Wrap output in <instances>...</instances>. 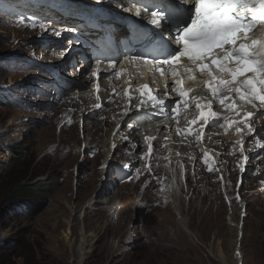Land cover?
<instances>
[{"label":"rangeland","instance_id":"1","mask_svg":"<svg viewBox=\"0 0 264 264\" xmlns=\"http://www.w3.org/2000/svg\"><path fill=\"white\" fill-rule=\"evenodd\" d=\"M8 20L0 21V57L6 55L9 58L7 65H10L11 61L33 54L29 45L39 31L13 23L5 26ZM62 41L65 43V38ZM35 50L39 52L37 48ZM44 51L41 49L40 55L49 58L52 51L47 56ZM54 53H58L59 57V51ZM91 69H82L80 78L85 79L84 87L90 88L91 79L94 80L92 77L86 80ZM68 73L66 75L72 78ZM40 74L37 64L28 71L3 70L0 72V86L7 84L10 88L14 81H24L26 86L31 79L37 80ZM12 90L17 94L10 98L11 104L20 94L17 89ZM71 91L63 95L64 99L71 98ZM28 100L31 103L39 101ZM68 105L59 101L47 112L36 107L22 111L0 108V264H76L75 246L81 237L80 230L95 238L82 264H234V253L239 252L241 260L238 264H264V185L260 187L257 180L264 176V161L258 151L263 148L250 149L252 146L249 145L245 149L246 160L239 169L241 173L237 170L239 163L231 162L228 167L231 187L241 190L242 203L231 197L229 200L233 208L229 209L223 197L216 196L211 199L212 202H207L206 198L209 199L210 195H204L206 198L194 195L192 199L183 195L186 196V208L180 212L185 214L187 225L180 230L175 219L178 214L173 209H165L167 201L161 198L157 185L155 198L147 203V212L140 213L143 212L144 196H136L133 183L129 187L123 185H128L131 179L129 170L142 177L143 166L140 167L132 159L135 155L122 153L117 161L110 162L103 169L98 157H101L99 145H94L98 149L96 152L89 151L91 146L82 145L86 139V135H82L87 133L80 123L83 120L77 115L71 118L70 113L67 116L63 115V111L61 113ZM40 111L44 114L39 115ZM105 111L107 108L101 113ZM61 121L65 122L60 124ZM15 145L22 148L20 152ZM187 152L190 153L189 148ZM229 155L237 159L241 156L233 151ZM120 165L123 166L118 169ZM145 172L148 174L146 169ZM241 174L242 178L237 179ZM204 178L208 182L215 181L206 171ZM196 179L188 173L187 187H180L179 191L193 194ZM235 180H239L237 186ZM219 186L204 189L208 188L210 194L221 193ZM25 188L23 191H32L33 199L6 198L11 193L20 194ZM124 189L129 192L125 193ZM258 190L262 193H256ZM114 196L119 197L115 207H104L102 201L107 198L105 201L110 202ZM92 198L99 200L97 205L102 209H84L86 201ZM208 203L209 206H216L203 211ZM8 204H14L10 211H7ZM28 207L30 211L26 215H31L27 218L22 214ZM81 208L84 214L79 218L78 210ZM132 209L136 216L132 215ZM198 209L203 212L199 213ZM137 216L144 223L141 231L136 232L138 235L134 239L130 234L125 238L123 230L126 222L137 219ZM230 227L233 230L238 227L239 241L236 242L237 236ZM141 235H145V240Z\"/></svg>","mask_w":264,"mask_h":264},{"label":"bare ground","instance_id":"2","mask_svg":"<svg viewBox=\"0 0 264 264\" xmlns=\"http://www.w3.org/2000/svg\"><path fill=\"white\" fill-rule=\"evenodd\" d=\"M8 1L12 3L11 0ZM48 1L56 4L55 6L59 12L58 4L55 3V1ZM70 1L75 7H78L79 4L89 5L88 7H85V13L83 15L80 13V11L77 12V14L81 15V19L76 21L75 25H77V28L82 31L81 34L75 27H73V29L70 31L72 36V39L70 41L74 42L76 45L73 43L69 44L71 45L69 49L70 51L76 50L77 52H80V58H78L77 65L80 67L77 68L76 66L72 68L68 73L70 77H74L75 75L81 76L83 67H87L84 64L83 59L87 52L85 48H87L88 46V40L91 41L90 48L93 50V53L98 52L97 45L100 42H104V34L101 32L96 33V31L99 29V26L104 29L108 28L111 25L110 19L101 21L99 23V26L95 25L94 20L97 18V16L101 15L102 12L104 14H109L111 12V15L112 13H115L116 17L118 15H122L124 17H136L139 11L136 10L134 6L128 5L127 0ZM188 2L189 0H170L171 5L179 9L186 8V4ZM7 5L8 4H6L5 7ZM88 14H90L91 16L89 17ZM63 21L67 26H70L69 23L73 22L69 18L66 21L65 19ZM67 32H69L68 27L61 30L60 34ZM82 35H85L86 38L85 40L80 41ZM57 42H59V40ZM29 47L30 52H32L34 47L32 45H29ZM44 50V55L47 56L50 50ZM54 52L56 51L53 50L50 54L52 55L54 54ZM101 55L103 54L101 53ZM60 56L62 55H59V57L56 58L57 62L64 61ZM121 65L115 66L114 64H100L96 62L94 66H92L90 74L86 79L89 81V78L92 77L94 78V82L96 83H92L87 94H85L84 92H77L74 95L75 98H81V101L85 96L89 97L84 98V102L82 103H84L85 105H82L80 107L83 114L82 116L84 118V120L80 123L82 124L83 131L84 127L85 129H87V133L83 134L86 135V139L83 140L82 145L91 147L92 145H99L101 157L99 155L98 157L101 158L100 163L102 162L103 169H105L106 166L110 164V162L114 160L117 161L118 156L122 153L133 154L135 156H133L132 159L139 160L137 159V155L142 156V150L146 149L148 153L145 156H142L143 160L141 163H139V166H143L144 168V170L142 171V176L145 177L148 184L152 180L160 190L161 198L171 204V207L175 214H180V217L176 219L177 225L180 228L185 229L187 221L185 220V217L183 218L184 220L181 218L180 210L185 207L186 196L182 195V192L179 191V188L187 187L186 180L188 177V173L182 172L183 174H181L182 162L175 160V156L177 154L186 156L187 161L197 162L198 160H201V162H205L207 164H215L219 167L218 174L221 175V180L226 181L224 185H220L219 187L221 189V193H223L224 197H226L228 208L230 209V205H232V203L229 199L231 197L226 196V193L231 190V176L229 174L228 167L230 166L231 162H234V159H237V157H229L230 152L223 154L214 152L212 154H215L216 156H212L210 158H205L204 155L205 153H211L213 147L216 145H220L218 149L221 152H224V148H226L227 144H230L231 146H233V144H236L235 141L239 140V137L235 136L237 132H234V134L231 133V128H229L227 131L221 129L220 132L217 128H212L209 131H204L206 132V136H204L200 132L195 131L194 126L188 127L185 122L193 121L194 116H192V113L197 112L195 111L194 105H190L186 108L181 106L177 108L176 113L171 112V105L173 104L175 99H177L176 94L171 92L170 86L173 83L172 76L169 75L167 77H164L162 75H156L153 71H151L152 66H150V64L147 66L141 65V67L132 65L125 67ZM75 68H77V70H75ZM93 72L96 73L95 76L93 75ZM117 72H120L119 77L116 76ZM80 76L77 77L76 82L80 81L84 86L85 79L80 78ZM181 79L184 80L185 85L189 84V80L187 79V77H181ZM142 84H147L150 89H153L154 95H157V91L155 90H158V93L160 94L159 98L165 100L166 107L161 109L160 107H153L152 104H145L144 107L140 110V112L145 115H140L138 117L136 105L139 104V99L137 98L133 101H129L128 97H139V93L136 91V89ZM166 85L169 86L167 89L170 93L169 96L162 95L166 90ZM192 85L193 83L189 84V86L193 87ZM194 88H196V92L198 95H209L207 89L203 87L195 86ZM125 89H129L127 96L124 94ZM57 90L62 91L63 95L68 91L65 86H60L59 84L57 86ZM90 93H92L93 95L90 96ZM95 96H97V98ZM145 99H147V97H145ZM59 100H61V102H64V104H69L70 102V99L60 98ZM96 104H100V107H95ZM105 108H107V111L101 113V111ZM71 110L72 108L63 110V115L67 116ZM237 110L239 111L238 107ZM245 111L254 114L252 118H249V127L256 129V131L248 135L247 141L243 143V149L241 146H235V148L233 149L234 153H237V155L240 154L242 156H240V158H245L246 150L249 145L252 146L250 147V149H258L259 147L256 146V140L259 139L261 141L262 138L264 139V134L260 130L261 126L264 125V117L262 119L260 115L261 108H253L251 105H247L245 107ZM99 112L101 114H98ZM42 114H44V112L40 111L39 115ZM185 115H189V117L186 118ZM241 116L242 120L243 115L241 114ZM109 118L114 122L113 125L110 123L106 125L105 120ZM138 118L146 123L144 125V128H141V126L138 125ZM254 119L257 120L256 123L253 121ZM199 123L200 122H198L197 124ZM108 125L111 127L107 131H105L104 134L101 133V131ZM115 125L122 126V130H128L127 132L129 134L124 135L120 134V132L112 130ZM129 125H131V127H129ZM178 127L181 129L179 133L177 132ZM240 128L244 133H248L247 128H245L244 126ZM115 134H117V136L120 135L122 138H114ZM197 134H199V140H197ZM145 137H150L152 139L150 141H146ZM149 143L151 145V151H149ZM188 148L190 149V153L187 152ZM224 154H227V156H224ZM234 163L238 164L236 162ZM241 164H243V162H239V168H237V170L241 169ZM122 166L123 165H120L117 168L120 169ZM145 169L148 171V174L145 172ZM138 171H140V169H138ZM212 172L217 173L216 171ZM189 175H193L195 178H198L196 169L194 170V173L192 175ZM242 176L243 174L240 175V179L242 178ZM227 179L229 180V183L227 182ZM235 182L237 186L239 184V180H235ZM259 182L264 185V180H260ZM141 183L143 184V182ZM233 194L236 195L237 192H233ZM118 198L114 196V198H112L110 202L105 201L107 199L106 198L102 201L103 206L108 208L115 207V202L118 201ZM98 201L99 200L95 198L89 199L88 201H86L84 209H88L89 211L102 209V206L97 205ZM71 212L73 213V211ZM83 214V208L78 210L79 218L82 217ZM230 229L234 232V235L237 236L238 227L236 229L237 232L231 227ZM80 232V240L75 246L78 257V259L76 260V264H82L85 261L91 251L92 242L95 239L94 236L89 235L87 232H82V230H80ZM240 236L236 237V242L237 240H240ZM233 259L234 264H238L239 260H241L240 252L236 255L234 253Z\"/></svg>","mask_w":264,"mask_h":264},{"label":"snow or ice","instance_id":"3","mask_svg":"<svg viewBox=\"0 0 264 264\" xmlns=\"http://www.w3.org/2000/svg\"><path fill=\"white\" fill-rule=\"evenodd\" d=\"M191 4L190 9L184 10L173 7L170 0H152L144 11L151 10V23L157 28L162 27V21L169 25L168 39L176 47L173 48L162 37L157 49L147 54L136 53L128 58L129 62L153 65L155 72L173 77L170 87L177 99L171 105V112L176 113L181 106L194 105L198 116L189 124L197 120L203 125H208L210 121L218 122L221 117L213 109V105L218 103L227 112L243 115L239 122L229 121L228 116H223L225 123L219 124L220 127L227 131L234 124L243 123L251 134L256 131L249 127V118L254 114L245 111V107L264 108V0H191ZM197 73L204 77L203 84L197 87L207 89L208 96L198 95L196 88L186 86L181 79L187 76L188 80L195 81ZM93 75L96 73L93 72ZM116 76L119 77L120 72ZM168 87L166 85L162 95H170ZM128 91L125 89L126 96ZM136 91L139 97L129 96L128 99H139L136 105L138 117L145 115L140 112L145 104L161 109L166 107L165 100L159 98L158 90L154 95V90L147 84L140 85ZM95 107L99 108L100 104ZM142 122L137 119V123ZM180 131L178 127L177 132ZM236 132H241L239 126H236ZM151 139L145 137L146 141ZM256 146L264 148V142L257 139Z\"/></svg>","mask_w":264,"mask_h":264},{"label":"clouds","instance_id":"4","mask_svg":"<svg viewBox=\"0 0 264 264\" xmlns=\"http://www.w3.org/2000/svg\"><path fill=\"white\" fill-rule=\"evenodd\" d=\"M93 146V145H92ZM122 153V152H121ZM224 159H226V158H224ZM223 159V160H224ZM176 160V159H175ZM178 161V160H177ZM189 164V163H188ZM183 166H185V168L183 167ZM199 166V167H198ZM197 170V172H198V178L196 179V181H197V184L195 185V188H194V193L191 195V193H187L186 191H184L183 193H182V195H187V196H189L191 199L192 198H194V195H199V196H201V197H204V198H206L205 196H208V195H210L209 196V199L208 198H206L207 199V202H212V200L211 199H213V195H215V194H210L209 193V189L207 188V190H205L204 188H206V187H209V186H214L215 185V187L216 186H218V185H224V183L226 182V181H223V180H221V175L220 174H218V173H214V172H212V171H209V168H207V166L206 165H204V168L203 167H200V165H197V167L196 166H188L186 163H184L183 161H182V168H181V170H182V172H184L185 170H186V172L187 173H189V174H193L194 173V170ZM204 171H206V172H209L210 173V175L214 178L213 179V181L214 182H208V181H206L205 180V178H204ZM238 172L239 173H241L242 172V170H238ZM201 176V177H200ZM129 177H131V179L129 180V183H128V185H123V187H126V186H130L132 183L136 186V189H135V194H136V196H138V195H143L144 197L142 198V201H143V212H140V213H146L147 212V203H148V201L150 200L151 202H152V200L155 198V196H154V190H157L156 189V184L151 180L150 181V183L148 184L147 182H146V179H145V177H136V178H133L132 176H129ZM237 179H240V177H237ZM258 181H260V180H264V176L263 177H260L259 179H257ZM141 182H143V185H141V186H139V184L141 183ZM227 182L229 183V180L227 179ZM231 184V183H230ZM191 185H192V183H191ZM208 185V186H207ZM192 186H194V185H192ZM197 187V188H196ZM209 188H214V187H209ZM137 189H139V190H137ZM122 191H124L125 193H127V192H129L128 190H126V189H124V190H122ZM233 191H235V192H237V191H241L240 189L239 190H236L235 188H232L231 187V190L228 192V193H226V196H229V197H232L234 200H235V195L233 194ZM247 193V191H245V194ZM256 193H262V192H260L259 190L256 192ZM205 195V196H204ZM17 198V197H16ZM124 198H127V196H125ZM12 199H15V198H12ZM31 199H33V197L31 196V197H28V198H26V200H31ZM262 199L264 200V196H262ZM25 200V201H26ZM123 201V200H122ZM214 203H215V201H214ZM239 203H242V202H240L239 201ZM124 205L126 204V203H123ZM13 205V206H12ZM12 205H10V204H8V208H7V211H10L13 207H14V204H12ZM210 204L208 203V207L204 210L203 208V211H208V209L209 208H211V207H214V206H216V205H214V206H209ZM139 208V207H138ZM226 208H228V205H227V203H226ZM232 208V205H230V209ZM165 209H167V210H172V207H171V205H170V203L169 202H166V206H165ZM30 211V207H28V210H26L25 211V213L24 214H22L23 216H25L26 217V214L28 213ZM198 211H199V213H201V212H203V211H200L199 209H198ZM176 214H178V213H176ZM132 215H135L136 216V212L135 213H133V209H132ZM180 217V215L178 214L177 216H176V218L175 219H177V218H179ZM186 218V216H185V214H183V215H181V218L183 219V218ZM184 220V219H183ZM240 222V221H239ZM242 224V223H241ZM144 225V223L142 222V219L140 218V217H138L137 216V219H135V220H132V219H130V221H128V222H126V227L124 228V230H123V236L125 237V238H127L128 237V235L130 234V235H132L133 236V239L135 238V237H137V231H141V228H142V226ZM132 230L135 232H132ZM180 230H184V229H181L180 228ZM236 232H237V230H235ZM239 231V230H238ZM148 233H149V231H147ZM142 233V232H141ZM142 237H144V240H145V235H141ZM191 237L192 238H194V235H192L191 234ZM155 238V237H154ZM151 240H154V239H151ZM128 242V241H127ZM130 242V241H129Z\"/></svg>","mask_w":264,"mask_h":264},{"label":"trees","instance_id":"5","mask_svg":"<svg viewBox=\"0 0 264 264\" xmlns=\"http://www.w3.org/2000/svg\"><path fill=\"white\" fill-rule=\"evenodd\" d=\"M16 149H17V151L18 152H20L21 151V147L20 146H18V145H15L14 146ZM20 150V151H19ZM23 190H26V188L25 189H22V191H21V193L20 194H15V193H11V194H9L8 196H6V198H8V197H11V198H16V197H20V198H28V197H31L32 196V191H30V190H27V191H23ZM15 191V190H14ZM31 214H28V215H26V217L28 218L29 216H30Z\"/></svg>","mask_w":264,"mask_h":264}]
</instances>
